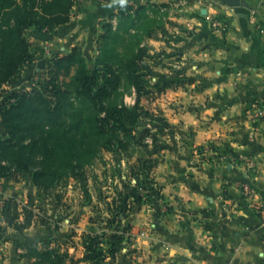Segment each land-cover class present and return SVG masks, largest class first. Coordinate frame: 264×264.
I'll return each instance as SVG.
<instances>
[{
    "label": "crops",
    "instance_id": "obj_1",
    "mask_svg": "<svg viewBox=\"0 0 264 264\" xmlns=\"http://www.w3.org/2000/svg\"><path fill=\"white\" fill-rule=\"evenodd\" d=\"M101 1L74 0L69 23L46 38L42 57L50 62L56 50L68 52L85 39L93 45L106 23L114 31L122 9L176 0ZM240 2L230 8L219 0L225 31L211 29V17L193 3L150 39L156 53L166 43L171 63L157 72L179 71L186 79L157 100L176 130L158 177L170 211L149 235L160 242L164 264H264V225L255 209L264 208V121L252 120L254 106L264 105V0ZM210 143L223 158L200 161L197 149Z\"/></svg>",
    "mask_w": 264,
    "mask_h": 264
},
{
    "label": "rangeland",
    "instance_id": "obj_2",
    "mask_svg": "<svg viewBox=\"0 0 264 264\" xmlns=\"http://www.w3.org/2000/svg\"><path fill=\"white\" fill-rule=\"evenodd\" d=\"M180 1L176 0L173 6L147 4L140 14L136 9L128 12L131 17L121 19L122 37L116 43L105 48L102 35L96 37L93 45L85 39L68 52L56 50L50 62L42 57L46 38L61 27L45 33L34 28L25 31L32 59L2 87L0 105L8 103L12 94L42 90L53 76L50 71L54 59L69 55L74 49L80 51L89 70L99 67L107 72L105 62H110L113 70L120 73L123 59L141 48L137 70L144 90L140 97L141 117L133 130L142 143L131 144L126 151H119L116 145L100 149L92 165L73 177L63 178L49 190L38 188L26 173L0 177V264H41L35 255H25L26 244L67 253L70 257L66 264H164L160 242L149 235H156L157 224L170 211L161 201L158 177L169 159L168 153L175 148L176 130L161 113L157 100L169 90L166 85L171 81L186 79L157 72L158 67L165 70L171 63L166 43L156 53L150 39L164 35L168 18L178 16L179 11L194 3L184 6ZM119 22L113 24L114 31ZM75 70L72 68L70 77L58 75L57 80L69 81ZM121 81L115 103L132 107L135 89ZM208 147L212 153L206 155L197 149L200 161H219L222 153L213 143Z\"/></svg>",
    "mask_w": 264,
    "mask_h": 264
},
{
    "label": "trees",
    "instance_id": "obj_3",
    "mask_svg": "<svg viewBox=\"0 0 264 264\" xmlns=\"http://www.w3.org/2000/svg\"><path fill=\"white\" fill-rule=\"evenodd\" d=\"M73 5L74 0H0V90L32 59L25 31L34 28L45 33L67 25ZM130 11L122 9V21L131 17ZM120 29L113 31L110 23L104 25L101 39L105 48L122 37ZM141 52L140 48L123 59L120 73L105 62L107 73L99 67L89 70L80 51L74 49L54 59L53 76L42 90L12 94L8 103L0 105V177L26 173L38 188L49 190L92 165L102 148L116 145L119 151H126L131 144L141 145L142 139L133 130L141 117L144 90L137 70ZM74 67L69 81L57 80L60 74L70 77ZM174 74L182 76L179 71ZM122 79L135 89L132 107L115 103ZM179 79L166 86L185 82ZM143 166L147 170V162ZM24 247L25 255H35L41 264H66L70 257L56 249Z\"/></svg>",
    "mask_w": 264,
    "mask_h": 264
},
{
    "label": "built area",
    "instance_id": "obj_4",
    "mask_svg": "<svg viewBox=\"0 0 264 264\" xmlns=\"http://www.w3.org/2000/svg\"><path fill=\"white\" fill-rule=\"evenodd\" d=\"M190 1L201 5V7L206 11V16L211 17L210 18L211 29H214L217 32L227 30L226 23L219 15V11H218L220 8L219 0H181L180 4L185 6L188 5ZM215 11L217 12L214 13ZM254 109L255 111L252 114V120L254 122L264 121V105L263 104L255 105ZM201 152H202L201 154L206 155L208 153H212V150L208 146H205L203 147ZM215 155H217V153H215ZM220 158L222 159L223 157L220 156ZM243 193L245 197H248L250 195L251 189L249 188V186L248 187L245 186L243 188ZM255 209L258 215H260V217L262 218V223L264 225V208L256 207Z\"/></svg>",
    "mask_w": 264,
    "mask_h": 264
},
{
    "label": "water",
    "instance_id": "obj_5",
    "mask_svg": "<svg viewBox=\"0 0 264 264\" xmlns=\"http://www.w3.org/2000/svg\"><path fill=\"white\" fill-rule=\"evenodd\" d=\"M223 1L230 8H240L241 6H243L240 0H223ZM204 13H206V11H204Z\"/></svg>",
    "mask_w": 264,
    "mask_h": 264
}]
</instances>
